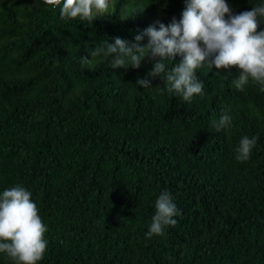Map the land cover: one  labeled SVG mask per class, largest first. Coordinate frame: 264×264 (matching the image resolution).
<instances>
[{
	"label": "trees",
	"instance_id": "16d2710c",
	"mask_svg": "<svg viewBox=\"0 0 264 264\" xmlns=\"http://www.w3.org/2000/svg\"><path fill=\"white\" fill-rule=\"evenodd\" d=\"M258 2L228 0L234 14ZM183 8L113 0L112 14L89 24L62 20L43 0H0V191L32 192L47 226L39 264H264V92L237 91L235 67L205 68L204 94L184 103L159 78L136 85L147 61L138 70L80 62L101 40L131 43ZM225 111L232 127L217 132ZM244 135L257 144L238 162ZM164 190L181 215L146 240Z\"/></svg>",
	"mask_w": 264,
	"mask_h": 264
},
{
	"label": "clouds",
	"instance_id": "9594fccd",
	"mask_svg": "<svg viewBox=\"0 0 264 264\" xmlns=\"http://www.w3.org/2000/svg\"><path fill=\"white\" fill-rule=\"evenodd\" d=\"M43 3L57 9L62 20L89 24L111 15L113 8V0H43ZM258 22H264V0L238 14L233 13L228 0H184L179 20L173 17L167 25L158 21L138 31L131 43L120 37L113 42L103 39L90 51V59L81 58L80 62L87 65L98 58L110 61L109 67L114 70H138L147 61L151 71L146 78L137 79L136 85L153 89L151 80L159 78L163 87L157 88L184 103L204 94L205 85L197 73L205 68L228 71L235 67L239 75L231 85L237 91L243 92L251 83L264 92V30L257 31ZM177 56L179 63L169 68ZM232 124L233 117L227 111L213 121L217 132L230 129ZM256 144V137L242 136L234 150L235 159L249 160ZM31 197L32 192L19 184L0 191V256L11 264H39L48 248L47 226ZM154 209L144 234L146 240L163 236L169 226L178 223L175 217L181 215L167 190L157 196Z\"/></svg>",
	"mask_w": 264,
	"mask_h": 264
}]
</instances>
